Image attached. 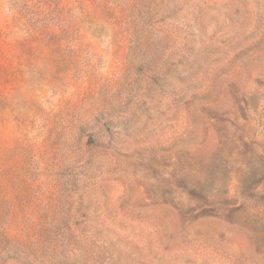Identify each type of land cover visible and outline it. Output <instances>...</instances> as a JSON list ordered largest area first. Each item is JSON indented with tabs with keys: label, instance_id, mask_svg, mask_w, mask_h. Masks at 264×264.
I'll use <instances>...</instances> for the list:
<instances>
[{
	"label": "rangeland",
	"instance_id": "1",
	"mask_svg": "<svg viewBox=\"0 0 264 264\" xmlns=\"http://www.w3.org/2000/svg\"><path fill=\"white\" fill-rule=\"evenodd\" d=\"M0 264H264V0H0Z\"/></svg>",
	"mask_w": 264,
	"mask_h": 264
}]
</instances>
